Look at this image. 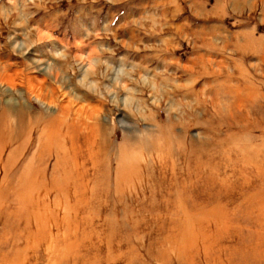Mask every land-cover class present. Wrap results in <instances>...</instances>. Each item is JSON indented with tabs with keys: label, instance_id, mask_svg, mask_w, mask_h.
I'll return each mask as SVG.
<instances>
[{
	"label": "rangeland",
	"instance_id": "1",
	"mask_svg": "<svg viewBox=\"0 0 264 264\" xmlns=\"http://www.w3.org/2000/svg\"><path fill=\"white\" fill-rule=\"evenodd\" d=\"M0 264H264V0H0Z\"/></svg>",
	"mask_w": 264,
	"mask_h": 264
},
{
	"label": "bare ground",
	"instance_id": "2",
	"mask_svg": "<svg viewBox=\"0 0 264 264\" xmlns=\"http://www.w3.org/2000/svg\"><path fill=\"white\" fill-rule=\"evenodd\" d=\"M63 119V118H62Z\"/></svg>",
	"mask_w": 264,
	"mask_h": 264
}]
</instances>
